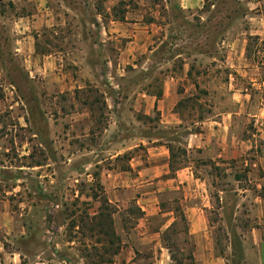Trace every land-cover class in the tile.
<instances>
[{
    "label": "rangeland",
    "instance_id": "obj_1",
    "mask_svg": "<svg viewBox=\"0 0 264 264\" xmlns=\"http://www.w3.org/2000/svg\"><path fill=\"white\" fill-rule=\"evenodd\" d=\"M222 2L226 8L234 7V0ZM50 5L53 21L42 31L38 49L70 52L60 62L62 68L48 65L44 72L46 62L18 54L24 47L13 44L11 30L0 21V197L8 198L13 210L24 216L28 230L20 247L30 259L44 251L47 264H101V259L110 258L113 264H215L217 260L242 264L243 240L258 224L251 211L258 192L251 188L245 201L240 191L234 192L239 186L252 187L245 172L238 173L237 185L234 174L226 175L223 167L202 168V175L206 171L214 178L215 189L207 193L188 186L160 188L153 204L161 213L148 216L136 200L125 205L111 202L102 175L104 169L131 171V157L145 158L150 145L144 142L153 137L173 141L176 157L170 176L189 165L195 176L200 175L197 153L188 152L180 136L198 132L197 123L204 118L239 109L241 104L237 107L232 97L236 87L252 97L248 108L244 107L246 116L263 121L248 123L247 130L260 133L264 86L253 87L248 77L231 67V47L222 41L237 39L236 51L245 54L237 61L240 66L264 70L262 24L252 29L244 19L230 27L231 15L225 14L203 25L197 15L185 19L175 9L176 0H52ZM237 13L240 16L242 11ZM112 21L141 23L153 34L150 47L154 51L137 57L138 67L126 70L121 90L110 85L111 69L102 51L100 25ZM111 43L110 50L116 45ZM185 64L198 75L192 78L198 88L194 100L178 106L182 129L163 128L157 111L135 113L130 104L139 94L147 90L157 94L170 70L180 74ZM58 70L73 73L75 79L87 78L88 83L82 90L63 92ZM122 101L126 105L121 109H109L108 104ZM82 111L91 114L88 122L71 119ZM117 111L122 112L120 119ZM121 144L138 147L117 156ZM201 194L208 198L204 201ZM103 204L112 214L115 237L104 235L107 224L96 228L90 221L103 211ZM201 211L207 231L195 236L189 231L191 221L184 222L181 215L198 219ZM117 249L119 254L114 256Z\"/></svg>",
    "mask_w": 264,
    "mask_h": 264
},
{
    "label": "crops",
    "instance_id": "obj_2",
    "mask_svg": "<svg viewBox=\"0 0 264 264\" xmlns=\"http://www.w3.org/2000/svg\"><path fill=\"white\" fill-rule=\"evenodd\" d=\"M51 1L0 0V8H3V10L0 9V21L3 22V25H8L7 29L11 30L13 44L24 47L17 50L18 54L24 55L29 61L46 62L47 67L44 72L48 71V65L52 67L57 65V69L62 68L63 65L60 62H65L70 55V52L63 50L49 52L38 49L42 31L53 21L54 11L50 5ZM222 1L176 0L175 9L183 13L185 19L197 15L200 19H197V22L203 25L217 21L220 15L230 14L231 17L227 18L231 23L230 27L231 25L238 26L245 19L248 20V26L252 29L260 27V24L264 29V4H262L264 0H234V7L231 8L220 5V3L223 4ZM5 7L9 9L8 12L5 11ZM237 10L242 11L241 17ZM7 14H11V17L7 18ZM100 27L103 35L102 51L103 54L106 53L104 58L111 69L108 71L110 80L113 81L110 82V85L114 89L121 90L120 87L125 83L124 77L128 75L126 70L130 66L138 67V64H135L137 57L146 54V52L152 54L154 51V48L150 47L153 34L146 31L147 27L141 23L112 21L103 23ZM111 41L116 42L115 48L112 50L110 48L114 44ZM262 41L264 40L262 39ZM222 42L231 47L229 50V57L233 62L231 67H235L237 73L248 77L253 83V87L264 86V70L249 64L245 68L237 62L245 56L244 53L238 54L236 51L237 39L227 37ZM213 61H216V58H213ZM148 62L153 63L151 59ZM58 71L56 76L60 90L63 92L73 88L82 90L88 83L87 78L83 79L79 76L78 79H75L73 73ZM193 76L198 75L187 64L181 69L180 74L174 73L172 69L166 75L157 94L147 90L139 94V97L133 101L134 104L130 105L134 108L135 113L142 112L145 115H151L154 111L159 112L161 125L165 129H175L176 127L182 129L183 120L179 116L178 106L182 100L195 95L198 85L192 80ZM233 91L232 97L236 101L235 105L238 107L241 104L239 109L221 111L204 118L197 123L200 127L198 132L183 133L180 138L188 152L197 153V161L200 164L198 172L200 169H206L212 165L216 168L223 167L226 175L231 177L234 174L237 185L240 183L238 173L245 172L247 174L248 183L252 187L239 186V189L234 192L242 193L241 201L248 199L251 190H253L251 188L258 192L253 199L255 204L251 210L258 224L251 229L250 236L243 240L242 264H264V129H259L262 133H251L247 130L248 123L255 121L256 124H263V121L255 120L253 116H246L245 108H248V104L252 100L251 95L241 93L237 87ZM248 98L249 100H247ZM125 105L123 101L112 102L108 104V107L114 110L121 109ZM125 113L127 112L125 111ZM115 114L117 119H120L119 116L122 115V112L117 111ZM71 119H75V122H88L91 119V114L88 111H82L71 115ZM114 125L115 122L110 125L111 130ZM172 142V140L163 137L148 138L144 142L150 145L146 149L145 158L139 155L132 156L129 161L131 171L114 173L109 169H104L102 184L110 194V201L125 205L136 200L137 205L148 216L161 213L160 207L153 204V196H157L161 191L160 188L167 187L174 190L179 189L180 186H188L189 189L198 192L203 190L207 193L210 189H215L214 178L210 173L205 171V174L202 175L199 172L200 175L195 176L192 165L183 166L170 176L171 156L168 146ZM120 147L121 150L117 156L137 149L138 145L132 147L121 144ZM220 192L224 193L222 190ZM201 196L204 201L208 198L204 194ZM202 213L203 211L201 214L198 213V219L192 215L185 216L187 220L189 218L188 221H191L189 231L195 236H202L207 231V223ZM23 218V215H18L13 210L12 203L8 198L0 197V264H47L43 257L44 251H38L34 259H30L29 255L20 247V240L28 230ZM175 220L174 217L173 221ZM196 220L200 221V226ZM27 259L28 263H26ZM215 264L220 263L217 260Z\"/></svg>",
    "mask_w": 264,
    "mask_h": 264
},
{
    "label": "trees",
    "instance_id": "obj_3",
    "mask_svg": "<svg viewBox=\"0 0 264 264\" xmlns=\"http://www.w3.org/2000/svg\"><path fill=\"white\" fill-rule=\"evenodd\" d=\"M124 19H121L120 21H123ZM198 87V86H197ZM195 99V97L194 98H188V99H184V100H182L180 103H179V105L181 106V104H183V102H188V101H192V100H194ZM168 148H169V151H170V169H171V172L173 171V163H174V161H175V157H176V154H174V148L171 146V145H169L168 146ZM183 154L185 155L186 154V151L184 150L183 151ZM109 201H107V200H105V203L106 204H109L108 203ZM103 207H104V209H103V211L100 213V214H98V215H96V216H94L93 218H91V222L93 223V224H95V227L97 228V227H100V228H105V225L107 224L108 226H106L107 227V231H105V229H102V231H104V235L106 236V235H110V236H113V237H115V231H114V229H113V219H112V214L111 213H108V208L107 207H105L104 206V204H103ZM132 211V213H133V211L134 210H131ZM140 213L142 214V215H144V213L140 210ZM182 220L184 221V222H187V218L185 217V215L183 214V212H182ZM175 225V222L172 224V226H174ZM171 226V227H172ZM170 229V228H169ZM102 231H100L101 233H102ZM119 254V249H117L116 250V253H114V256H117ZM101 262V264H113V260L110 258V259H108V260H106V259H101L100 260ZM94 264H95V262H93ZM90 264H92V263H90Z\"/></svg>",
    "mask_w": 264,
    "mask_h": 264
}]
</instances>
